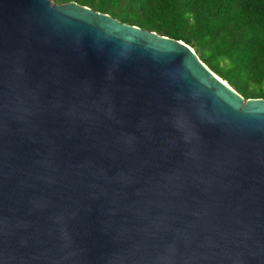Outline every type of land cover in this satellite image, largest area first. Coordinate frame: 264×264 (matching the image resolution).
Wrapping results in <instances>:
<instances>
[{"label":"water","instance_id":"95a60500","mask_svg":"<svg viewBox=\"0 0 264 264\" xmlns=\"http://www.w3.org/2000/svg\"><path fill=\"white\" fill-rule=\"evenodd\" d=\"M0 264H264V98L183 40L0 0Z\"/></svg>","mask_w":264,"mask_h":264},{"label":"trees","instance_id":"16d2710c","mask_svg":"<svg viewBox=\"0 0 264 264\" xmlns=\"http://www.w3.org/2000/svg\"><path fill=\"white\" fill-rule=\"evenodd\" d=\"M77 1L189 44L245 98H264V0Z\"/></svg>","mask_w":264,"mask_h":264}]
</instances>
